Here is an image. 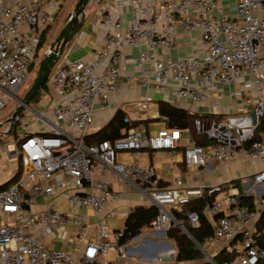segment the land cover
Masks as SVG:
<instances>
[{
	"label": "built area",
	"instance_id": "built-area-1",
	"mask_svg": "<svg viewBox=\"0 0 264 264\" xmlns=\"http://www.w3.org/2000/svg\"><path fill=\"white\" fill-rule=\"evenodd\" d=\"M235 2V15L227 14L220 0L106 3L100 18L102 26L112 29L107 44L114 42L113 52L97 49L89 60L54 67L46 84L58 97L57 102L43 112L30 109L33 123L41 125L42 132L28 134L33 123L20 118L25 134L10 153L21 160V173L0 190V264H128L131 243L142 236L167 239H161L162 248L150 262L171 264L177 254L167 237L172 226L180 228L202 254L200 259L185 264H264V227H259L264 213V169L253 175L254 185L243 191L230 182L188 186L186 175L176 176L170 186L163 187L154 166L117 158L121 152L136 155L173 150L185 137L183 155L189 168L228 162L239 153L254 162L264 161V137L254 140L264 117V0ZM61 3L0 0V110L26 82L42 36L57 18ZM123 8L132 12L127 30L118 13ZM180 28L199 31L203 55L157 59L161 48L174 46ZM142 42L148 49L141 52L140 62L155 61L154 68L142 74L144 86L153 83L157 91L165 92L173 82L178 98L202 103L209 88L250 78L254 85L253 111L225 119H197L196 132H206L213 141L208 146L198 144L192 134L186 137L189 130L164 128L155 135L148 134L131 126L130 117L125 118L128 126L122 137L88 144L86 137L94 123L96 104L124 88L119 83L122 53ZM108 169L159 208L153 225L130 243H121L124 230L104 223L117 214L116 208H109L122 195L100 177ZM43 198L50 201L43 209L33 210ZM58 198L64 200L69 211L60 208ZM195 199H205L202 213L212 228L203 239L198 236L201 216L197 210L189 211L183 222L173 214V210L181 211ZM82 209L92 210L97 220L88 223ZM92 225L98 228L97 236L89 232ZM61 230L82 246L79 255L44 242Z\"/></svg>",
	"mask_w": 264,
	"mask_h": 264
},
{
	"label": "crops",
	"instance_id": "crops-1",
	"mask_svg": "<svg viewBox=\"0 0 264 264\" xmlns=\"http://www.w3.org/2000/svg\"><path fill=\"white\" fill-rule=\"evenodd\" d=\"M229 15L236 14L235 0H220ZM109 0H104L100 4V9L96 14L88 13L86 20L75 35L68 43L63 56L58 65L65 66L72 61L85 59L89 60L97 49L113 52L115 44H107L108 34L112 31L110 27H104L101 24L100 15ZM124 24V29L129 28L132 12L130 8H123L118 11ZM148 49L146 42H142L140 46L127 48L122 53L121 59V76L119 83L124 85L120 89L112 93L107 101L96 104L94 123L89 128V134L93 135L108 125L119 110L124 112V116L130 117L131 126L143 130L148 134H157L161 129L169 128L168 120L160 113V103L165 101L177 107L184 108L192 114L199 116L219 115L225 119L233 114L252 112L255 107V96L251 94L253 89L252 79L238 81L230 84H219L207 90L208 97L202 103H196L190 98H178L175 94L177 88L176 83H171L170 89L165 92L157 91L152 83L149 87L143 85L142 74L144 71H150L154 68L153 60H145L140 62V54ZM203 55V44L199 31H187L180 28L177 33L176 41L172 47H163L157 54V59H165L171 57L173 60H179L186 57H201ZM58 97L51 93V97L46 103L41 104L38 112H43L50 104L56 103ZM36 110V109H35ZM37 111V110H36ZM23 118V117H22ZM124 118V123H125ZM22 124V123H18ZM126 126L128 124L125 123ZM124 126L122 133L124 134ZM10 127L7 123L3 128ZM23 132L16 130L14 141H10L6 130L0 134V186L11 180H16L21 173V160L11 155L18 138L25 134L24 125ZM39 129V130H36ZM44 128L33 123L32 127L27 131L28 134L42 132ZM35 130V131H34ZM190 132V131H189ZM186 137H190L191 132ZM187 144V138L183 137L176 148L173 150L148 151L146 154L132 155L128 152H121L117 155L119 160L124 162H137L144 165H152L155 167L157 174L161 178V186H170L172 180L178 175H186L187 185L195 186L199 184L215 185L227 184L228 182L235 184L240 191L245 190L249 185H254L252 177L256 172L264 169V161L254 162L244 153L237 154L231 161L220 163L214 162L206 167L189 168L184 162V149ZM100 177L109 183V185L122 192L119 200L110 206L116 208L117 214L105 219L104 223L111 228L125 229L126 219L129 213L136 205H150L149 200L142 196L139 192L132 191L134 189L130 184H124L119 176L111 169L105 170ZM252 181L253 184L250 183ZM130 186V187H129ZM131 192V191H130ZM50 199H40L39 203L33 206V210H41L45 207V202ZM60 208L69 211L70 208L65 204L62 198L57 199ZM88 223L95 222L96 216L90 209H82ZM89 232L94 236L98 234V228L94 225L89 227ZM67 231H57L50 234L44 239L47 244H52L55 248H65L76 255L82 251V246L68 234ZM95 236V237H96ZM159 236H142L136 243H131L129 248L130 257L127 259L128 264H153L150 258L155 256L161 250ZM130 243V242H128ZM185 264V261L175 259L171 264Z\"/></svg>",
	"mask_w": 264,
	"mask_h": 264
},
{
	"label": "trees",
	"instance_id": "trees-1",
	"mask_svg": "<svg viewBox=\"0 0 264 264\" xmlns=\"http://www.w3.org/2000/svg\"><path fill=\"white\" fill-rule=\"evenodd\" d=\"M41 45V43H40ZM40 45L38 50L40 49ZM160 113L165 116L168 120L169 128L171 129H182L189 130L194 140L203 146H208L213 143L212 139L209 138L206 132L198 133L195 130V121L197 119H222L223 116L219 115H207L199 116L192 114L190 111L177 107L169 102L160 103ZM124 112L119 110L112 121L106 125L98 133L86 137V142L92 144L98 141L109 139L114 141L117 138L122 137V128L124 123ZM18 124L11 131L12 134L16 132ZM264 137V117L261 118L259 125L256 129L254 140H261ZM185 162V160H184ZM14 180L7 182L0 186V190L8 187ZM205 203V199H195L191 203L184 205L183 210H173L174 216L180 220L185 221L187 213L191 210H197L201 216L200 227L198 229V236L200 239L210 235L212 233L211 225L202 213V207ZM159 214V208L156 205H136L129 213L124 229V235L121 238V243H128L138 236L144 228H148L153 225ZM259 227H264V213L260 218ZM167 237L170 241L175 242L177 246L176 259L178 261L196 260L202 257L200 250L195 244L189 239V237L178 227L172 226L168 232ZM200 241V240H199Z\"/></svg>",
	"mask_w": 264,
	"mask_h": 264
},
{
	"label": "rangeland",
	"instance_id": "rangeland-1",
	"mask_svg": "<svg viewBox=\"0 0 264 264\" xmlns=\"http://www.w3.org/2000/svg\"><path fill=\"white\" fill-rule=\"evenodd\" d=\"M77 1L78 0H62L60 12L57 15V18L53 22H51L50 26L44 32L42 36L40 49L38 50L36 54L34 63L29 69V74H28L26 82L16 94L17 97H20V98L23 97L26 94V92L30 89V87L32 86L34 79L37 75L41 60L43 59L44 55L47 54L50 44L56 39L60 30L66 24V21L69 15L73 12ZM102 1L104 0H90L89 4L87 5L85 9L86 15L88 13L96 14L97 10L100 9L101 7L100 4ZM57 66L59 65L57 64L55 67ZM50 97H51L50 89L48 85L45 84L40 89V91L38 92L36 97L33 99V101L31 102V106L38 111L41 108V104L46 103ZM17 106H18L17 99L15 97L9 98V100L5 103V106L0 110V122L5 121L8 118H10ZM32 117L33 115L30 114V109H28L25 111L22 120L23 122L31 124L33 123ZM4 130H6V128H2L0 134H2ZM16 130L20 133L23 132L22 124H18ZM36 130H39V129L36 128ZM15 136H16V132L14 134H11L9 136L10 141H14ZM252 181H250L251 184H253ZM128 191H129L128 193L133 194L132 191L134 192V189H129ZM161 239L167 240L165 238H161ZM172 245L174 249L177 248L175 242H172ZM176 264H181V263L177 262Z\"/></svg>",
	"mask_w": 264,
	"mask_h": 264
},
{
	"label": "water",
	"instance_id": "water-1",
	"mask_svg": "<svg viewBox=\"0 0 264 264\" xmlns=\"http://www.w3.org/2000/svg\"><path fill=\"white\" fill-rule=\"evenodd\" d=\"M89 2L90 0L77 1L73 12L69 15L66 21V24L60 30L56 39L50 44L47 54H45L41 60L32 86L23 97L20 98L14 96L17 99L18 106L10 118L0 122V132L1 129L8 123L10 124V128L6 131V133L9 134L11 130L19 123L20 118L23 117L25 111L28 109H34L31 106V102L36 97L40 89L47 83L49 75L63 56L68 43L71 42V40L82 28L86 20L85 9ZM252 117L253 120L256 121L255 113H252ZM170 247L171 246L169 245L168 248Z\"/></svg>",
	"mask_w": 264,
	"mask_h": 264
}]
</instances>
